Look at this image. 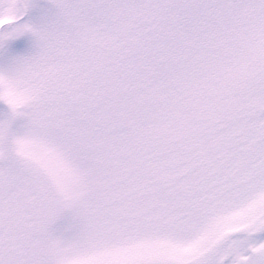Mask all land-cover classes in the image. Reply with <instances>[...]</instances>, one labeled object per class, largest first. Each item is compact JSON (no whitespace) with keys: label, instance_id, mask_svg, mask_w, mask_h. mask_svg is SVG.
<instances>
[{"label":"snow or ice","instance_id":"1","mask_svg":"<svg viewBox=\"0 0 264 264\" xmlns=\"http://www.w3.org/2000/svg\"><path fill=\"white\" fill-rule=\"evenodd\" d=\"M0 264H264V0H0Z\"/></svg>","mask_w":264,"mask_h":264}]
</instances>
